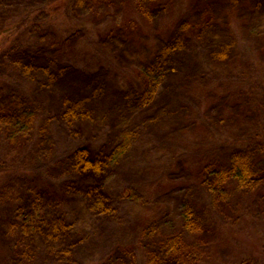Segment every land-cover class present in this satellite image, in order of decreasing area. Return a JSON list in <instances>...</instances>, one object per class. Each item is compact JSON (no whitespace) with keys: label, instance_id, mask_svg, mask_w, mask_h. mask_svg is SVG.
Here are the masks:
<instances>
[{"label":"trees","instance_id":"obj_1","mask_svg":"<svg viewBox=\"0 0 264 264\" xmlns=\"http://www.w3.org/2000/svg\"><path fill=\"white\" fill-rule=\"evenodd\" d=\"M84 1L48 0L44 6L21 9L10 0L12 7L3 5L4 11L0 9V239L1 227L7 226L8 232L17 236L20 248L16 257L22 258L23 249L38 254L39 245L34 237L40 235L44 255L52 256L56 264H264L263 217L261 214L251 216V209L240 208L238 199L231 196L234 187L226 188L232 179L237 181V189L244 190L264 180V134L260 129L251 136L235 139L236 144L242 141L243 146L232 149L227 167L204 164V183L212 195L206 213L196 208L193 198L184 196L181 208L176 211L179 230L159 235L155 240L149 237L140 258L136 247L129 251V259L115 258L111 254L96 259L74 258L82 236L77 229L76 216L72 217L65 208L66 199L82 196L91 200L107 220L116 214L118 208L107 187V174L117 156L128 150L132 139L139 136L137 124L140 121L135 117L136 124L134 116L152 103H161L160 109L165 113H168L166 109L179 107L175 112L177 122H174L179 127L184 128L189 119L194 122L199 111L191 100L192 93L206 95L216 87L225 86L228 74L222 69L246 51L243 32L256 30L258 35L264 36V24L256 25L257 29L252 24L255 14H264V0H235L223 13L209 5L201 17L195 16L197 9L183 12L163 31H156L154 44L144 43L137 70L139 80L128 85L122 92L123 97L118 96L120 91L109 93L105 81L90 93L109 99L114 107L118 101L114 104L111 99L123 98L125 102L131 99L125 107H129V119L123 117L116 125L117 132L107 134L104 139L96 119L101 114L98 110L103 109L99 104L88 106L91 101L85 96L90 94L82 93V97L75 93V85L71 88L67 84L68 88L58 89L61 79L77 69L74 55H67L61 48L69 47L75 54L80 43L70 41L74 33L67 29V24L64 23L65 31L59 29L57 23L69 14L70 8L81 6ZM112 2L116 10L122 9L120 0ZM163 5V0H133L131 14L123 16L108 33L107 41L114 42L120 37L127 44L131 38L146 36L148 29L143 21L155 19ZM46 11L50 18L48 15L41 18ZM51 30L63 36L61 43L55 41L54 34L47 33ZM202 80L208 84L198 83ZM205 85L209 88L205 89ZM41 90L53 94L47 97H52L51 103L60 108L58 120L65 123L74 136L85 130L82 127L79 130L77 125L91 123L86 129L88 137L60 156L57 169L62 172V181L50 182L49 176L43 175L33 148L21 144H26L34 130L42 141L43 130L57 119L54 114L46 116L41 112L46 108L43 104L46 96ZM173 91V97L169 98L168 93ZM190 110L195 111L191 116ZM183 112L187 114L186 119L179 117ZM174 123L170 127L176 126ZM221 142H225L224 139ZM259 155L258 159L254 157ZM10 187L13 190L10 191ZM259 207L263 212L264 205ZM243 210L252 218L251 223H242L243 218L239 219L244 215ZM230 236L237 237L239 244L235 245L234 255ZM222 253L225 259H217Z\"/></svg>","mask_w":264,"mask_h":264},{"label":"rangeland","instance_id":"obj_2","mask_svg":"<svg viewBox=\"0 0 264 264\" xmlns=\"http://www.w3.org/2000/svg\"><path fill=\"white\" fill-rule=\"evenodd\" d=\"M47 1L13 0L21 9L23 6H44ZM112 1L85 0L81 6L70 8L64 21L57 23V27L61 30H65L64 23L67 24L69 26L67 29L74 33L70 41L80 43L78 48L76 47L75 54L69 51V47H65L66 50L61 48L67 55H74L72 58L77 63V69L61 79L59 90L73 88L72 86L75 85L73 91L82 96V93L84 95L93 93V90L105 81L108 83L109 93L120 91L118 96H122V92L129 88L128 85L138 82L140 54L145 42H149L150 45L155 43L156 31H163L164 27L175 22L183 12L197 9L195 16L201 17L211 5L223 13L235 2V0H163L164 5L157 17L143 21L148 29L146 36L131 38L126 44L120 37L114 42H108L106 37L121 22L123 16L131 14L133 0H120L123 3L120 11L115 9ZM3 5L12 7L10 0H0L1 11H4ZM47 15L50 18L48 11L41 18L44 19ZM252 24L254 29H257L256 25L264 24V14H255ZM244 29H247V26H244ZM255 31L243 32L242 43L246 51L222 69L228 74L223 88L216 87L206 95L197 92L194 96V92L192 93L191 100L199 111L194 122L189 119L184 124V128L179 127L174 123L177 122L175 112L179 107L173 110L163 108L168 112L165 113V110L160 109L161 103L156 105L152 103L134 116L136 124L135 117L140 121L139 125L137 124L139 136L132 139L129 151L126 150L117 156L116 163L110 167L107 174V187L118 208L116 214L107 220L101 216L91 200L82 196H77L74 200L66 199L65 208L72 217L76 216L77 229L82 236L77 242L78 248L74 258L96 259L111 254L115 258L129 259L131 254L129 251L134 247L140 258L145 244L150 241L149 237L155 240L159 235L179 230L180 221L176 211L181 208L184 196L193 198L196 208L206 213L212 195L204 183V164L211 163L225 168L232 149L243 146L242 141L235 143L236 138L251 136L256 129H260L261 134H264V87H262L264 86V36L258 35ZM47 33L54 34L55 41L61 43L63 36L57 31L51 30ZM142 39L144 42H141ZM123 46L126 47L122 50ZM127 47L130 49L127 50ZM76 71L79 73L76 74ZM198 83L208 84L204 80ZM162 87L160 88L164 89ZM193 87L194 84L192 90ZM208 88L209 85H205V89ZM42 92L46 96V101H43L46 108L41 112L46 116L54 114L57 119L51 122L48 129L43 130L45 138H42V141L38 137L37 130H34L30 132L26 144H21L33 148L38 158V165L43 175L49 176L47 179L50 182L54 179L62 181V172L57 169L60 156L88 137L86 129H89L91 123L82 122L77 125L78 128L82 127L85 130L74 136L66 128L65 123L58 120L60 108L51 103L52 97H47V94L52 96L53 94ZM168 94L171 98L174 91ZM85 97L91 101L88 106L99 104L104 110L99 109L101 114L96 118L104 139L107 134L117 132L116 125L123 117L126 119L130 117L127 112L129 107L125 108L129 106L130 98L124 97L128 99L126 102L123 98L111 99L114 104L118 101L117 107H114L107 98H98L93 94ZM190 113L191 116L195 111L190 110ZM185 116H187L186 112L179 115L183 119H186ZM172 123L177 127H170ZM223 139L225 142H221ZM260 156L254 157L258 159ZM236 182L233 179L228 181L226 188L234 187L230 191L233 192L231 196L238 199L240 208L251 209L249 212L251 216L261 214L264 220V210L262 212L259 207L264 205L263 178L262 183L247 190L237 189ZM11 190L13 189L10 187ZM243 212L244 215L239 218H243L241 222L251 223L252 218L245 214L247 213L245 210ZM7 228L4 225L1 227L3 236L0 239V264L57 263L52 256L44 255L40 235L34 237V242L39 245V248H36L37 255L23 249L22 258L16 257L20 248L17 246V236L15 233L10 234ZM262 233L264 236V230ZM219 237L221 236H216ZM3 239H6V242ZM237 241V237L234 239L230 236L233 255L235 245H239ZM261 245L264 246V239ZM32 254L34 256H31ZM224 256L225 254L222 253L217 259H225Z\"/></svg>","mask_w":264,"mask_h":264}]
</instances>
